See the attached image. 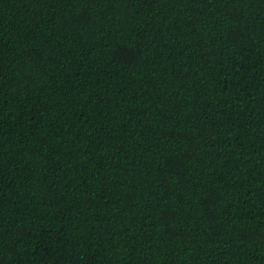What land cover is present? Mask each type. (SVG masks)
<instances>
[{"label": "trees", "instance_id": "1", "mask_svg": "<svg viewBox=\"0 0 264 264\" xmlns=\"http://www.w3.org/2000/svg\"><path fill=\"white\" fill-rule=\"evenodd\" d=\"M0 264H264V0H0Z\"/></svg>", "mask_w": 264, "mask_h": 264}]
</instances>
